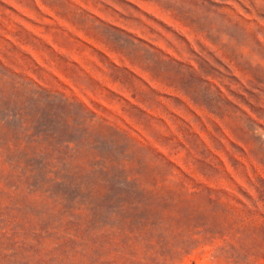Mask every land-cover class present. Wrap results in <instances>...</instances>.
Segmentation results:
<instances>
[{
	"label": "rangeland",
	"instance_id": "1",
	"mask_svg": "<svg viewBox=\"0 0 264 264\" xmlns=\"http://www.w3.org/2000/svg\"><path fill=\"white\" fill-rule=\"evenodd\" d=\"M0 264H264V0H0Z\"/></svg>",
	"mask_w": 264,
	"mask_h": 264
}]
</instances>
